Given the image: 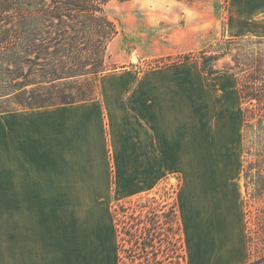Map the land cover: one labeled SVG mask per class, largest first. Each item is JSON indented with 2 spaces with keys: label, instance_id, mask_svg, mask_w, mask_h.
Masks as SVG:
<instances>
[{
  "label": "crops",
  "instance_id": "obj_1",
  "mask_svg": "<svg viewBox=\"0 0 264 264\" xmlns=\"http://www.w3.org/2000/svg\"><path fill=\"white\" fill-rule=\"evenodd\" d=\"M226 5L233 36L264 38V0ZM190 66L127 67L93 100L0 113V264H119L114 205L170 174L186 264H248L238 83Z\"/></svg>",
  "mask_w": 264,
  "mask_h": 264
},
{
  "label": "trees",
  "instance_id": "obj_2",
  "mask_svg": "<svg viewBox=\"0 0 264 264\" xmlns=\"http://www.w3.org/2000/svg\"><path fill=\"white\" fill-rule=\"evenodd\" d=\"M110 1L0 0V113L97 97L98 79L109 67V46L119 35L105 13ZM194 58L208 76L235 75L243 113L245 192L248 204L264 202V39L224 38L209 50L180 55L179 60ZM226 59L230 61L218 69ZM80 78L83 88L74 95L66 93L76 83L67 82ZM261 213L264 217V207ZM114 220L119 264H186L178 203L172 194L119 202Z\"/></svg>",
  "mask_w": 264,
  "mask_h": 264
},
{
  "label": "rangeland",
  "instance_id": "obj_3",
  "mask_svg": "<svg viewBox=\"0 0 264 264\" xmlns=\"http://www.w3.org/2000/svg\"><path fill=\"white\" fill-rule=\"evenodd\" d=\"M226 7V0H196L192 5L183 4L176 0L110 1L104 8L105 13L118 26L119 35L109 46L107 58L109 67L104 74L127 67H138L143 72L183 63L179 60L180 55L209 50L212 45L224 38L264 39L251 36H233L225 19ZM229 61L230 59L222 60L216 67L221 69ZM187 62L191 64L192 70L197 72L200 70V77L236 79L234 73L227 72L208 76L202 72L200 61L197 58ZM83 81L84 78L68 81L67 83H76L73 86L74 89H66V93L76 94L77 88L82 87ZM5 106L3 105V107ZM241 154L244 178L246 160L244 128ZM179 187L180 175L170 174L169 178L150 194L170 193L177 201ZM3 201L5 202L3 204L9 206L17 204V199H3ZM262 207H264V202L259 199L248 204V196L245 192V223L250 250L248 264H264Z\"/></svg>",
  "mask_w": 264,
  "mask_h": 264
}]
</instances>
